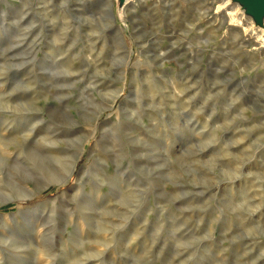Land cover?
Returning a JSON list of instances; mask_svg holds the SVG:
<instances>
[{
	"label": "rangeland",
	"instance_id": "rangeland-1",
	"mask_svg": "<svg viewBox=\"0 0 264 264\" xmlns=\"http://www.w3.org/2000/svg\"><path fill=\"white\" fill-rule=\"evenodd\" d=\"M123 7L0 0V264H264V40Z\"/></svg>",
	"mask_w": 264,
	"mask_h": 264
},
{
	"label": "water",
	"instance_id": "water-1",
	"mask_svg": "<svg viewBox=\"0 0 264 264\" xmlns=\"http://www.w3.org/2000/svg\"><path fill=\"white\" fill-rule=\"evenodd\" d=\"M118 1L123 3L125 0ZM230 3L235 4L255 28H264V0H230Z\"/></svg>",
	"mask_w": 264,
	"mask_h": 264
},
{
	"label": "bare ground",
	"instance_id": "bare-ground-1",
	"mask_svg": "<svg viewBox=\"0 0 264 264\" xmlns=\"http://www.w3.org/2000/svg\"><path fill=\"white\" fill-rule=\"evenodd\" d=\"M116 2L117 0H113V2ZM158 0H154V2H157ZM218 2H221V0H216ZM112 2V1H111ZM136 2V0H135ZM135 2H133V0H125L124 1V8H126L127 6L129 5H133L135 4ZM235 8H236V5L235 4H231L230 3V0H223V9H229L231 12H232V17L235 18L236 20H239L241 22H245V26L247 27V32L250 34V35H259V37L261 38V40H264V28H255V27H251L252 26V23L250 22V20L242 13L237 14L235 12ZM120 13L122 12V10L119 11ZM125 13V11H124ZM244 31V29H242ZM263 31V32H262ZM73 170V168H71L70 172L71 173Z\"/></svg>",
	"mask_w": 264,
	"mask_h": 264
}]
</instances>
